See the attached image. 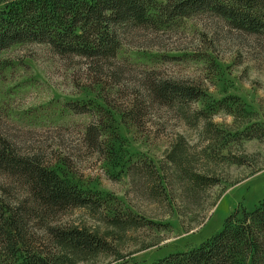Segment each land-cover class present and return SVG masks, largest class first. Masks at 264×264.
Instances as JSON below:
<instances>
[{"label": "rangeland", "instance_id": "1", "mask_svg": "<svg viewBox=\"0 0 264 264\" xmlns=\"http://www.w3.org/2000/svg\"><path fill=\"white\" fill-rule=\"evenodd\" d=\"M98 66L61 58L46 45L0 52V137L108 202L100 215L77 209L52 221L87 227L111 244V254L79 264H154L202 245L235 211L264 203V139L232 140L250 125L264 128V39L196 18L159 33L130 32L111 66ZM151 74L203 91L189 114L211 113L228 145L206 132L205 116L189 126L176 111L152 106L145 89ZM71 104L93 112L76 113ZM92 124L103 131L99 149L87 140ZM180 137L194 149L192 174L211 179L205 188L190 185L167 160ZM0 196L12 205L29 202L21 184L1 172ZM114 215L141 226L116 227ZM30 230L44 239L38 220Z\"/></svg>", "mask_w": 264, "mask_h": 264}, {"label": "trees", "instance_id": "2", "mask_svg": "<svg viewBox=\"0 0 264 264\" xmlns=\"http://www.w3.org/2000/svg\"><path fill=\"white\" fill-rule=\"evenodd\" d=\"M196 18L213 19L232 33L264 39V0H0V52L16 45H46L61 58L85 60L88 67L111 66L126 34L168 31ZM145 89L152 106L176 111L189 126L205 116L206 132L216 133L217 139L225 137L211 121V113L190 116L191 105L204 94L196 86L151 74ZM71 108L80 114L93 112L86 105L71 104ZM102 132L97 124L90 125L89 145L99 149ZM240 139H264V128L250 125L232 135L233 141ZM228 143L223 139L220 147ZM193 150L180 137L172 143L167 160L185 173L190 185L205 188L211 179L192 174L188 167L196 158ZM234 163L243 165L237 159ZM0 172L17 180L29 197L28 203L12 205L0 196V264H79L101 253L111 254V244L100 233L52 222L77 209L100 215L108 202L63 178L39 158L19 154L1 137ZM110 218L122 229L141 226L133 217ZM35 219L45 233L43 240L30 230ZM154 264H264V203L254 210L235 211L223 229L202 245Z\"/></svg>", "mask_w": 264, "mask_h": 264}]
</instances>
